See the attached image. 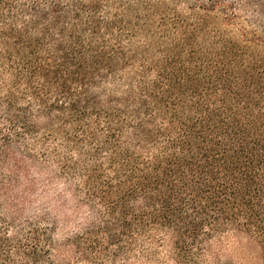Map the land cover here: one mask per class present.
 I'll return each mask as SVG.
<instances>
[{"label": "trees", "instance_id": "trees-1", "mask_svg": "<svg viewBox=\"0 0 264 264\" xmlns=\"http://www.w3.org/2000/svg\"><path fill=\"white\" fill-rule=\"evenodd\" d=\"M241 8L264 20V0H0V264H56L46 214L3 213L48 166L109 215L86 254L103 231L201 264L233 230L264 264V28Z\"/></svg>", "mask_w": 264, "mask_h": 264}, {"label": "rangeland", "instance_id": "rangeland-1", "mask_svg": "<svg viewBox=\"0 0 264 264\" xmlns=\"http://www.w3.org/2000/svg\"><path fill=\"white\" fill-rule=\"evenodd\" d=\"M239 13L248 24L253 23L256 18L255 23H261L264 28V20L253 16L246 8H241ZM34 174L37 177L36 195L23 199L25 205L19 207L16 212L6 207L3 213L8 219H17V223L28 220V217L34 221L41 214H46L47 219L41 221L40 225L52 228L54 245L51 253L56 264H191L178 261L174 253L165 247L156 250L151 256L126 259L123 252L108 240L107 232L103 231L91 236L98 241L93 244V248L87 249L90 253L86 254L85 249H78L74 242L78 239L85 241L83 238L88 227L103 229L104 225L101 223L105 218L109 220V215L103 213L102 207L85 203L82 198L76 196L71 184L55 177L53 166L35 169ZM50 178L52 182L43 187L44 179ZM26 187V178L22 177L15 185V194L22 192ZM94 225L95 227H91ZM250 235L233 230L224 232L210 243L208 247L210 253L202 257L199 263L260 264L261 247ZM79 247L84 245L81 244Z\"/></svg>", "mask_w": 264, "mask_h": 264}]
</instances>
